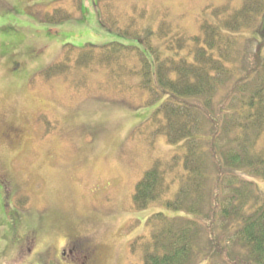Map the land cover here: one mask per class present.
<instances>
[{"label":"rangeland","instance_id":"1","mask_svg":"<svg viewBox=\"0 0 264 264\" xmlns=\"http://www.w3.org/2000/svg\"><path fill=\"white\" fill-rule=\"evenodd\" d=\"M223 2L0 0V264H74L61 252L73 241L95 252L91 264L142 263L132 244L149 236L148 218L180 215L134 209L145 173L182 154L163 137L150 141L144 128L134 134L158 104L94 89L103 75H93V88L77 91L68 81L46 84L41 73L62 59L66 46L142 47L132 35L156 31L163 14L193 34L203 7ZM55 10L71 17L48 21ZM247 178L264 194V179ZM178 189L177 181L171 199ZM212 189L215 194V181ZM211 256L207 248L202 258Z\"/></svg>","mask_w":264,"mask_h":264},{"label":"trees","instance_id":"2","mask_svg":"<svg viewBox=\"0 0 264 264\" xmlns=\"http://www.w3.org/2000/svg\"><path fill=\"white\" fill-rule=\"evenodd\" d=\"M62 13L47 19L64 23L71 15ZM163 15L156 31L132 35L142 47L66 46L41 77L87 91L103 75L94 89L158 104L134 134L144 128L150 141L163 137L182 154L145 173L134 209L180 215L148 218L149 236L132 244L141 264H264V194L247 178L264 179V0L208 4L193 34ZM207 248L210 259L202 258Z\"/></svg>","mask_w":264,"mask_h":264},{"label":"flooded vegetation","instance_id":"3","mask_svg":"<svg viewBox=\"0 0 264 264\" xmlns=\"http://www.w3.org/2000/svg\"><path fill=\"white\" fill-rule=\"evenodd\" d=\"M6 138L12 140L19 137L12 138L11 135H6ZM61 252L63 253V256L66 257L65 259L68 260V257H71V260L69 261H72L74 264H91L90 262L96 258V254L94 251L83 249L82 247H80V245H78L76 241L71 242V246L69 248L63 247V251Z\"/></svg>","mask_w":264,"mask_h":264}]
</instances>
